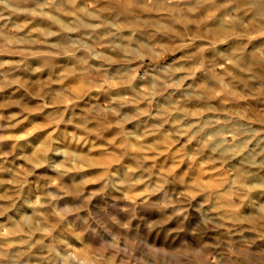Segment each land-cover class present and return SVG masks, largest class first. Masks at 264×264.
<instances>
[{
  "label": "rangeland",
  "instance_id": "rangeland-1",
  "mask_svg": "<svg viewBox=\"0 0 264 264\" xmlns=\"http://www.w3.org/2000/svg\"><path fill=\"white\" fill-rule=\"evenodd\" d=\"M0 264H264V0H0Z\"/></svg>",
  "mask_w": 264,
  "mask_h": 264
}]
</instances>
